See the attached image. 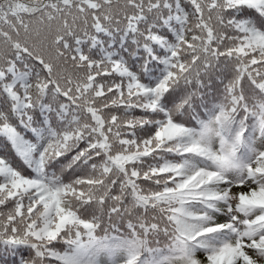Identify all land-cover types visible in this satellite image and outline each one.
<instances>
[{
	"label": "snow or ice",
	"instance_id": "1",
	"mask_svg": "<svg viewBox=\"0 0 264 264\" xmlns=\"http://www.w3.org/2000/svg\"><path fill=\"white\" fill-rule=\"evenodd\" d=\"M0 264H264V0H0Z\"/></svg>",
	"mask_w": 264,
	"mask_h": 264
}]
</instances>
